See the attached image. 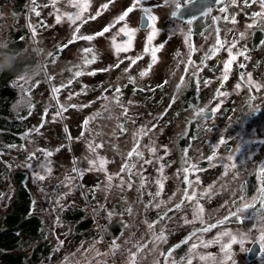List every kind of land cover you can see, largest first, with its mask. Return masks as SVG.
I'll return each mask as SVG.
<instances>
[{"label": "rangeland", "instance_id": "rangeland-1", "mask_svg": "<svg viewBox=\"0 0 264 264\" xmlns=\"http://www.w3.org/2000/svg\"><path fill=\"white\" fill-rule=\"evenodd\" d=\"M222 1L197 22L172 15L179 0H143L124 21L117 18L134 0H27V11L18 14L15 0H0V47L12 25L25 26L27 43L50 53L66 44L57 63L49 66L47 57L46 80L12 81L11 111L24 129L16 134L20 141L0 142V218L20 201L12 174L24 173L30 214L42 221L39 236H24L11 253L24 258L16 264H62L66 254L90 249L99 258L93 264H171L169 244L179 241L188 246L183 264H264V16L253 15L264 9L259 0ZM142 8L156 17L151 41L149 25L138 27ZM78 12L73 23L69 15ZM105 27L109 31L97 35ZM124 27L136 30L130 40L120 32ZM122 46L127 50L117 52ZM229 47L236 58L225 80ZM153 48L159 49L155 61ZM191 80L199 99L192 105L186 99ZM178 84L186 85L179 93ZM189 121L196 133L184 152L178 140ZM184 155L190 169L181 183L185 169L177 161ZM83 211L98 223L77 235L66 214ZM244 219H254L251 229ZM99 228L108 248L100 244ZM252 241L261 251L247 261ZM35 250L38 262L31 258ZM0 264H6L1 256Z\"/></svg>", "mask_w": 264, "mask_h": 264}, {"label": "trees", "instance_id": "trees-1", "mask_svg": "<svg viewBox=\"0 0 264 264\" xmlns=\"http://www.w3.org/2000/svg\"><path fill=\"white\" fill-rule=\"evenodd\" d=\"M26 1L27 0H15V14L27 11L25 10ZM14 20H16V18ZM27 22H29V20ZM203 25V22L196 24L197 27H202ZM193 31L195 32V28ZM27 37L28 30L25 26L22 25L20 28H16L12 25L5 30V39L1 40L4 41V46L0 47V60H3L6 55L13 56L15 64L14 71H19L25 64L30 63L33 58V54L30 50L32 45L27 43ZM13 79V74L8 71L0 73V132L4 133L0 142L5 146L10 145V142L15 143L20 141V139L16 137V134L24 129L11 111V107L15 104L17 98V87L12 85ZM41 79L46 80V75L42 76ZM195 85H197L196 80H191L188 83L190 95H188L186 99H189L191 105L192 102H195L196 98L198 99V97L193 94L195 92ZM198 100L196 103L197 106L199 104ZM11 115L14 117L13 120L10 119ZM187 129H189V132L182 140H184L185 143H190L193 141V137L196 133L195 122L189 121ZM13 132L14 140H12ZM1 150L2 148H0V151ZM12 178L14 182L19 185L17 198H19L20 201L14 202V210L0 218V256L6 264H16L15 261L18 260L21 261V263L24 261L23 256L12 255L11 253L17 250L26 239L24 236L27 238L38 237L40 234L39 228L42 224L38 215L30 214L32 199L27 194L25 189L26 185L23 187V182H26L25 174L13 173ZM66 216L76 222L77 235H81L82 232L90 230V226L94 222L93 218L85 217V212L83 216L79 214L74 217L68 214H66ZM94 231L96 232V229ZM96 235H99L98 231ZM37 252L38 250H35L31 255L34 262H38L40 259Z\"/></svg>", "mask_w": 264, "mask_h": 264}, {"label": "snow or ice", "instance_id": "snow-or-ice-1", "mask_svg": "<svg viewBox=\"0 0 264 264\" xmlns=\"http://www.w3.org/2000/svg\"><path fill=\"white\" fill-rule=\"evenodd\" d=\"M142 2H143V0H134V4H133V6L132 7H129L125 12H123L118 18H117V21H124L125 20V18L128 16V14L130 13V12H132L133 11V8L136 6V5H138V4H142ZM233 2H235V0H233ZM246 2H247V0H246ZM259 3H260V6H261V9H264V0H259ZM77 7H80V10L81 11H83L84 10V8H83V6H81V5H79V4H77L76 5ZM103 7H107V5H104ZM142 10V12L143 13H145V14H147V18H148V21H149V28H150V33H149V35H148V37H147V40L148 41H151L152 39H153V37L156 35V29L153 27V24H152V22L153 21H155V19H156V17L154 16V15H152L151 14V9H149V8H142L141 9ZM220 11L221 12H224L225 11V9L224 8H221L220 9ZM39 13H37V15H38ZM99 13H97V15H98ZM172 15L173 16H175V12H173L172 13ZM254 16H264V12H261V13H254L253 14ZM80 18V15H79V12L75 15V16H72V15H69V19L73 22V23H75V21L77 20V19H79ZM94 18V17H93ZM60 21V16H57V22H59ZM233 22H235L234 21V18H233ZM110 27V26H109ZM109 27H105L104 29H103V32H101V33H97V35H103V33L104 32H108L109 31ZM248 27H252V25H248ZM77 31H78V29H77ZM136 30L135 29H128L127 27H124V28H121L120 29V32L121 33H125V34H127L128 36H129V40L131 39V35L135 32ZM218 31V30H217ZM33 35H35V32H33ZM242 36H243V34H241ZM73 39H76V37L74 36L73 37ZM81 39H84V40H92L93 39V37L92 36H84V37H81ZM71 42V41H70ZM217 45H221V41L219 40V38H217ZM235 46V44H233V47ZM161 47H163V45H161ZM124 50H127L125 47H118L117 48V52H119V51H124ZM159 49H157V48H153L152 50H151V55H152V59H153V61H155L156 60V52L158 51ZM85 53H88V52H90L91 51V49H84L83 50ZM145 51H148V48H147V46H146V48H145ZM228 53H229V57H230V59L229 60H227V61H225V64H224V70H225V74H224V79L226 80L227 79V72H228V70H229V65L231 64V62L233 61V60H235V56L232 54V48L231 47H229V49H228ZM244 53L243 52H240L239 53V55H243ZM53 55V53H50L49 54V56L51 57ZM95 59V57L93 56V60ZM91 61H85V63H90ZM132 63H135V60H133L132 61ZM189 63H191V61L189 60ZM149 67H151V65H149ZM240 67L241 68H243L244 67V65L243 64H241L240 65ZM186 71H187V69H186ZM82 73L81 72H79V71H77L76 73H75V75L76 76H80ZM145 73L144 72H141L140 73V75L141 76H143ZM183 80H184V78L183 77H181V83H183ZM249 82H250V78H249ZM166 83V82H165ZM205 83H207V81L205 82ZM179 85L180 84H178L177 85V87H179ZM237 87H239V85H237ZM257 87H259L258 85H257ZM53 90V92L54 93H56V92H58L59 91V89L58 88H53L52 89ZM117 92H119V89H117ZM219 94V93H218ZM201 112L203 111V109H201L200 110ZM212 111L213 112H215L216 111V109L214 108V109H212ZM59 114V113H58ZM87 123V121H85V124ZM221 143H223V141H221ZM97 147H99V146H97ZM90 148H91V145H90ZM93 151L95 150L94 148L92 149ZM133 151L134 152H137V150L136 149H133ZM152 151H155V149H152ZM48 155H51V153L49 152V153H47ZM133 155V152H129L128 153V156L129 157H131ZM137 155L139 156L140 155V153L139 152H137ZM212 159V157H209V160H211ZM232 159V157L231 156H229L228 157V160H231ZM90 163H94V162H90ZM103 163V162H102ZM102 163H101V166H102ZM232 167H235V165L233 164L232 165ZM224 168L227 170V168H228V165L227 164H225L224 165ZM50 171V170H49ZM39 180H43L45 177H44V175H39L38 177H37ZM186 179V178H185ZM109 180H111V177H109ZM262 191H264V190H262ZM156 195H159V192H157L156 193ZM180 207V205H177V208H179ZM250 207H252L251 205H245V209H247V208H250ZM244 209H240V210H238V212L239 211H243ZM238 213H232V215L233 216H235V215H237ZM207 229H205V231H206ZM226 235H227V233H226ZM262 239V241H264V237H262L261 238ZM233 242H235V237H233Z\"/></svg>", "mask_w": 264, "mask_h": 264}, {"label": "clouds", "instance_id": "clouds-1", "mask_svg": "<svg viewBox=\"0 0 264 264\" xmlns=\"http://www.w3.org/2000/svg\"><path fill=\"white\" fill-rule=\"evenodd\" d=\"M166 3L176 4L177 0H166ZM30 50L33 54L31 62L25 64L19 71H14L13 56H4L3 60H0V73L8 71L13 74L14 78L26 84L46 75L45 64L50 52L38 46H31ZM182 87H186V85L176 86L175 91L179 93ZM92 251L90 249L88 252H81L80 254H76L75 252L68 253L62 258L61 262L62 264H93V261L99 258L94 257Z\"/></svg>", "mask_w": 264, "mask_h": 264}, {"label": "water", "instance_id": "water-1", "mask_svg": "<svg viewBox=\"0 0 264 264\" xmlns=\"http://www.w3.org/2000/svg\"><path fill=\"white\" fill-rule=\"evenodd\" d=\"M180 1V7L175 12V16L178 19L182 20H188V19H196L199 16H201L207 8L213 7L218 0H179ZM149 21L147 18V15L143 12L139 15V23L138 27L143 29L148 27ZM127 36L120 35V39H125ZM243 68L239 67L238 71H242ZM204 116L207 118H210L212 116V111L207 110L204 113ZM230 146L226 145L225 149H229ZM5 197H7V194H5ZM243 225L247 229H251L254 225V219H245L243 222ZM261 251V245L258 241H252L249 245L246 253V259L248 261H251L253 259H256Z\"/></svg>", "mask_w": 264, "mask_h": 264}, {"label": "flooded vegetation", "instance_id": "flooded-vegetation-1", "mask_svg": "<svg viewBox=\"0 0 264 264\" xmlns=\"http://www.w3.org/2000/svg\"><path fill=\"white\" fill-rule=\"evenodd\" d=\"M252 0H248V2H251ZM218 2H220V3H223V1L222 0H218ZM217 2V3H218ZM216 3V4H217ZM215 4V5H216ZM214 5V6H215ZM213 6V7H214ZM213 7H211V9L213 8ZM210 10V8H207L206 9V11L205 12H210L209 11ZM204 12V13H205ZM253 13H254V11H252ZM200 18V17H199ZM198 18V19H199ZM197 20V19H196ZM196 20H192V21H196ZM200 20H197V22H199ZM66 46V44L65 43H63L62 42V44H61V46L60 45H53L52 47H51V49H52V52L51 53H53V55L50 57V56H48V57H50V60H49V66H52L53 64H55V63H57L58 62V60H59V58H60V56H61V54H62V49H63V47H65ZM240 67V66H239ZM238 67V68H239ZM238 68H237V71H238ZM242 71H244V67H243V70ZM242 71H238V72H242ZM98 114H99V112H98ZM184 115H186V120H188V117H189V115H190V113L188 112V113H184ZM189 132V129H187V130H185V132H184V135H183V137L182 138H184V136L185 135H187V133ZM182 138L181 139H179L178 140V143H179V145L181 146V147H184V152H186V149H185V146H186V148H187V150L189 149V144L190 143H185V141L184 140H182ZM21 147V146H20ZM227 150V149H226ZM229 150V149H228ZM184 152H183V154H184ZM184 160L182 161V162H178L177 161V164L178 165H181L185 170L183 171V173H182V181H181V183H185V182H187L188 181V175H186L187 173H188V170L190 169V159H189V157H186L185 155H184V158H183ZM168 163V161H166L165 160V162L163 161V163L162 164H167ZM263 166H264V164H263ZM159 170L160 169H158V166L156 167V173H158L159 172ZM186 178V179H185ZM261 191H262V189H261ZM263 195V191L262 192H260V194H259V198L261 197ZM259 200V199H258ZM245 220V219H244ZM244 220H243V222H244ZM94 223V222H93ZM186 242H183V241H179V242H172L171 244H169V247H170V249L171 250H168V255L170 254V253H172V263L171 264H183V260L182 259H184V257H185V254L187 253V248H188V246L185 244ZM172 251V252H171ZM248 261V260H247ZM252 261V260H251Z\"/></svg>", "mask_w": 264, "mask_h": 264}, {"label": "built area", "instance_id": "built-area-1", "mask_svg": "<svg viewBox=\"0 0 264 264\" xmlns=\"http://www.w3.org/2000/svg\"><path fill=\"white\" fill-rule=\"evenodd\" d=\"M97 230V229H96ZM100 236V244L103 248H108L109 247V241L101 234V230H97Z\"/></svg>", "mask_w": 264, "mask_h": 264}, {"label": "bare ground", "instance_id": "bare-ground-1", "mask_svg": "<svg viewBox=\"0 0 264 264\" xmlns=\"http://www.w3.org/2000/svg\"><path fill=\"white\" fill-rule=\"evenodd\" d=\"M94 223H95V224H97V223H98V221H97V220L95 221V219H94ZM100 226H101V223H100Z\"/></svg>", "mask_w": 264, "mask_h": 264}]
</instances>
